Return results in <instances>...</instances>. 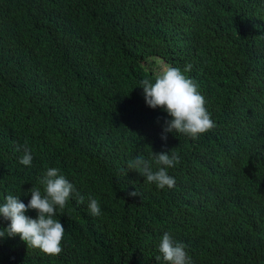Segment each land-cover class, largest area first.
<instances>
[{
  "label": "trees",
  "instance_id": "1",
  "mask_svg": "<svg viewBox=\"0 0 264 264\" xmlns=\"http://www.w3.org/2000/svg\"><path fill=\"white\" fill-rule=\"evenodd\" d=\"M0 264H264V0H0Z\"/></svg>",
  "mask_w": 264,
  "mask_h": 264
},
{
  "label": "rangeland",
  "instance_id": "2",
  "mask_svg": "<svg viewBox=\"0 0 264 264\" xmlns=\"http://www.w3.org/2000/svg\"><path fill=\"white\" fill-rule=\"evenodd\" d=\"M165 70H166V66L161 61H159L156 66V72L160 73V72H164Z\"/></svg>",
  "mask_w": 264,
  "mask_h": 264
}]
</instances>
